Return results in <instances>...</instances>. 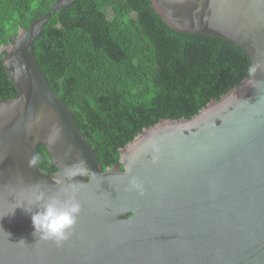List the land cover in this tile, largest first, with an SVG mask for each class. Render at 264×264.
<instances>
[{"label": "water", "instance_id": "water-1", "mask_svg": "<svg viewBox=\"0 0 264 264\" xmlns=\"http://www.w3.org/2000/svg\"><path fill=\"white\" fill-rule=\"evenodd\" d=\"M74 1L55 0L1 48L18 93L0 100V264H264V0H151L170 27L236 43L256 72L193 117L145 128L105 169L34 54L51 14ZM39 143L53 174L37 162ZM79 161L88 171L68 179ZM69 183L82 206L73 235L38 239L25 209Z\"/></svg>", "mask_w": 264, "mask_h": 264}, {"label": "trees", "instance_id": "trees-1", "mask_svg": "<svg viewBox=\"0 0 264 264\" xmlns=\"http://www.w3.org/2000/svg\"><path fill=\"white\" fill-rule=\"evenodd\" d=\"M54 1L0 0V100L18 93L1 48ZM34 54L103 169L145 128L193 117L249 77L251 66L228 39L170 27L151 0H75L51 14ZM36 159L44 172L57 170L42 143Z\"/></svg>", "mask_w": 264, "mask_h": 264}, {"label": "clouds", "instance_id": "clouds-1", "mask_svg": "<svg viewBox=\"0 0 264 264\" xmlns=\"http://www.w3.org/2000/svg\"><path fill=\"white\" fill-rule=\"evenodd\" d=\"M255 72L256 67L250 66L248 69L249 75H254ZM151 151L152 153H158L159 146L153 143ZM64 171L66 177L71 179L77 175L85 174L88 169L86 162L79 161L76 164L66 166ZM74 190L75 185L69 183L63 189V197L49 196L43 190L34 193L33 207L25 209L31 213L34 236H37L40 240L51 241L59 246L73 235L82 210L80 201L74 195ZM128 190L135 192L138 196H143L145 192L143 182L137 177H131L128 180ZM33 208L37 210L33 212Z\"/></svg>", "mask_w": 264, "mask_h": 264}]
</instances>
